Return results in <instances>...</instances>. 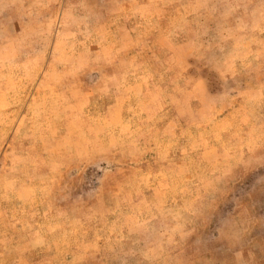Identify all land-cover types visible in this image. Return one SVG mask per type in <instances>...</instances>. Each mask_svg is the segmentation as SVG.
I'll list each match as a JSON object with an SVG mask.
<instances>
[{
  "label": "rangeland",
  "instance_id": "rangeland-1",
  "mask_svg": "<svg viewBox=\"0 0 264 264\" xmlns=\"http://www.w3.org/2000/svg\"><path fill=\"white\" fill-rule=\"evenodd\" d=\"M263 245L264 0H0V264Z\"/></svg>",
  "mask_w": 264,
  "mask_h": 264
},
{
  "label": "crops",
  "instance_id": "crops-1",
  "mask_svg": "<svg viewBox=\"0 0 264 264\" xmlns=\"http://www.w3.org/2000/svg\"><path fill=\"white\" fill-rule=\"evenodd\" d=\"M260 249H263V251H254L250 247L248 248L249 251L241 248L237 252V264H264V255H262L264 254V245Z\"/></svg>",
  "mask_w": 264,
  "mask_h": 264
}]
</instances>
